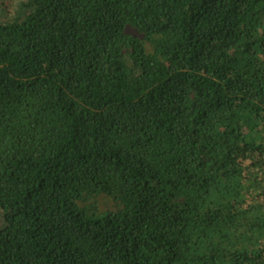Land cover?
Here are the masks:
<instances>
[{"label":"trees","instance_id":"16d2710c","mask_svg":"<svg viewBox=\"0 0 264 264\" xmlns=\"http://www.w3.org/2000/svg\"><path fill=\"white\" fill-rule=\"evenodd\" d=\"M0 264H264V0H0Z\"/></svg>","mask_w":264,"mask_h":264}]
</instances>
